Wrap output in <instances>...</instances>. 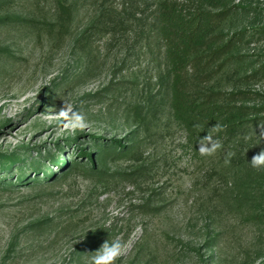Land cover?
Instances as JSON below:
<instances>
[{
	"label": "rangeland",
	"instance_id": "1",
	"mask_svg": "<svg viewBox=\"0 0 264 264\" xmlns=\"http://www.w3.org/2000/svg\"><path fill=\"white\" fill-rule=\"evenodd\" d=\"M236 2L262 10L256 22L264 23V0ZM157 4L13 0L0 7V154L20 156L0 171V264H93L101 246L77 248L102 226L114 228L109 243L123 244L115 264H264V186L233 188L227 152L201 155L187 144L171 115L153 29ZM241 55L263 56L264 41ZM62 109L82 112L86 127H67ZM95 140L133 150L107 156L100 178L70 170L50 181L62 171L50 159L83 162L77 145L92 152L86 146ZM255 144L263 149L264 139ZM32 161L41 165L38 176ZM23 172L31 181L18 180ZM45 218L53 224L28 229Z\"/></svg>",
	"mask_w": 264,
	"mask_h": 264
},
{
	"label": "trees",
	"instance_id": "2",
	"mask_svg": "<svg viewBox=\"0 0 264 264\" xmlns=\"http://www.w3.org/2000/svg\"><path fill=\"white\" fill-rule=\"evenodd\" d=\"M11 1L0 0V7ZM157 1L153 29L162 44L167 68L165 79L175 123L185 132L187 144L196 151L202 143L210 147L211 142L219 140L222 147L215 151L227 152L230 160L227 172L237 176L233 188L261 190L264 168H254L250 161L264 150L255 144L264 139L261 135L264 133V55L259 58L241 55V50L243 46L264 41V23L256 22L263 11L237 0ZM66 7L64 4L68 14ZM250 16L253 17L251 23L240 28L233 26ZM107 17H111L107 18L108 25L114 26V16L107 13ZM65 22L60 24L62 29H65ZM216 125L222 127L217 129ZM209 136L211 141L205 139ZM89 143L92 152L87 153H84L85 148L75 144L79 157L86 158L83 162L76 160L61 165L58 158L50 159L62 171L49 180L55 181L70 170L99 177L100 164L107 156H123L133 150L125 149L120 141L106 144L95 140L87 142L86 148ZM229 152L233 153L231 157H228ZM19 157L18 154H0V171L16 164ZM27 165L39 175L41 165L36 161ZM42 174L49 176L45 171ZM22 179H25L24 172L18 177ZM49 180L37 184L49 183ZM24 181H31V178ZM50 224H53L52 219L45 218L31 223L28 229L41 230ZM113 231L110 226L92 230L77 251L81 254L109 243Z\"/></svg>",
	"mask_w": 264,
	"mask_h": 264
},
{
	"label": "clouds",
	"instance_id": "3",
	"mask_svg": "<svg viewBox=\"0 0 264 264\" xmlns=\"http://www.w3.org/2000/svg\"><path fill=\"white\" fill-rule=\"evenodd\" d=\"M60 116L67 118V127L72 129H83L87 125V120L85 115L79 111H72L69 115L68 111L61 110ZM221 125H216V128H221ZM264 136V133H261ZM205 139L211 141V137H205ZM222 147L219 140L211 142V146L201 144L199 147V152L201 155H208L214 152L216 149ZM233 153L229 152L228 157H231ZM225 163H230V160L226 158ZM251 165L254 168H264V150H261L259 153L255 154L251 161ZM123 248V244L119 241H113L112 243H103L101 248L98 250L97 254L92 258L93 264H115V261L121 254V250Z\"/></svg>",
	"mask_w": 264,
	"mask_h": 264
}]
</instances>
